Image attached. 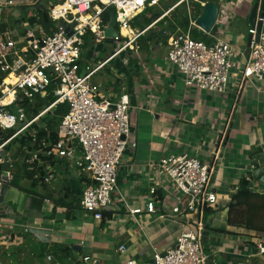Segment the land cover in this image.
I'll return each instance as SVG.
<instances>
[{
  "label": "built area",
  "instance_id": "2783aa9c",
  "mask_svg": "<svg viewBox=\"0 0 264 264\" xmlns=\"http://www.w3.org/2000/svg\"><path fill=\"white\" fill-rule=\"evenodd\" d=\"M189 1L49 0L47 12L56 22L51 33L36 36L29 29L23 36L15 38L0 32V72L4 74L0 82V130H13L0 144V164L4 163V168L0 170V186L9 184L13 178L14 158L11 153L4 152L5 145L27 132L35 140L37 128L34 124H38L39 118L58 103L67 102L68 111L57 129L59 137L56 140L42 139L38 148L26 150L30 153L26 162L45 165L65 158L81 166L89 182L84 184L80 204L96 218L103 217V212L110 208L113 195L118 191V167L130 144L131 99L127 91L113 96L106 95L100 90V85L92 81V77L117 54L127 48H136L142 35L183 2L188 4L189 28L186 31L177 29L175 32L164 29V34L168 35V61L183 75L185 87L228 93L229 79L233 73L231 70L240 72L239 76L236 75L238 79L233 86V103L220 131L212 162L205 163L188 153H169L157 162L159 174L169 178L171 191L163 182L151 184L149 192L153 199L147 204V212L157 211L159 192L166 191V195L175 198V204L169 214H161V217L190 215V218L183 221V229L174 245L163 251L154 248L152 264H209L211 261L213 252L205 246L203 233L205 211L208 207H215L218 202L215 189L210 188L215 166L221 161L222 148L244 87L251 78L264 81L263 0H259L255 25L248 30L249 35H252L250 47L246 53L240 52L244 57L243 62L236 59L238 51L216 29V24L225 22V8L220 4L216 24L210 32H205L196 23L199 15L190 11ZM207 2H201L203 7ZM166 3L171 5L148 25L143 28L135 25L134 20L143 12L152 18L153 11L150 9L155 6L162 8ZM13 4L14 0H0V11ZM110 6L115 7L117 17V35L113 38L105 35L108 22H105L104 14H108ZM62 20L66 21L69 30L60 23ZM259 23L262 24L260 33ZM192 28L207 33L210 42L193 38ZM88 34L93 38V43L111 39L118 45L114 52L99 60L96 66L88 63L84 65L83 51ZM12 74L15 81L7 82L5 78ZM48 95H53L55 100L30 118L25 103L34 101L37 96ZM131 145L136 146V142ZM255 167L256 163L251 162L248 169L251 171ZM53 177L54 173L50 171L42 180L48 182ZM244 177L250 181L252 179L250 173ZM127 207L134 219L143 211L142 208ZM15 227L16 224H9L3 233L0 232V237L9 240ZM22 230L30 232L27 225H23ZM255 239L256 242L251 243L252 251L248 257L264 255V236ZM119 250L126 252L127 246L122 244ZM81 260L85 264H103L90 253L83 255ZM135 263L133 259L128 261V264Z\"/></svg>",
  "mask_w": 264,
  "mask_h": 264
},
{
  "label": "crops",
  "instance_id": "0c3cea01",
  "mask_svg": "<svg viewBox=\"0 0 264 264\" xmlns=\"http://www.w3.org/2000/svg\"><path fill=\"white\" fill-rule=\"evenodd\" d=\"M15 1L18 0L0 11V22L8 24V35L17 38L29 29L36 36L49 33L38 21L39 12L48 9L49 0L47 4L45 0H24L20 5ZM230 3L225 4L230 6L224 7L225 22L219 23L222 27H217V31L236 48V59L243 62L240 52L246 53L249 49L248 30L252 25L249 19L247 24L237 20L238 2ZM32 16L37 19L34 24L29 22ZM27 24L32 28L26 27ZM84 62L88 63L85 58ZM138 70L137 74L127 75V83L121 88L131 99L130 144L118 167V191L113 195L110 208L103 212L102 218L83 209L80 198L87 177L81 166L65 158L45 164V175L50 171L54 173L50 181L41 180L33 185V181L26 178L21 182L23 187L34 189L45 197L41 210L31 207L30 195L10 185L3 204H0L4 207V210L0 209V232L3 233L9 224H16L9 240L0 237V248L7 251V264H85L81 258L88 253L98 257L103 264H128L131 259L136 261L135 264H152L154 248L163 251L174 245L183 229V221L189 220L190 215L161 217V214H169L175 204V198L166 195V191L159 192L157 211L147 212V204L153 199L149 192L151 184L163 182L171 191L169 178L159 174L157 162L169 153H188L205 163L212 162L220 131L233 103L236 75L240 72L232 70L228 93H218L186 88L183 75L168 61L167 50L162 55L153 54ZM122 91L114 90L106 95L113 96ZM133 142L136 146L131 145ZM251 162H255L256 167L250 171ZM215 167L214 183L211 181L210 188L215 189L219 202L227 200L225 210H222V217L227 222L231 194L246 173L252 177V187L264 191V81L251 78L244 87L222 148L221 161ZM73 191L79 201L70 204ZM127 205L143 211L134 219ZM23 225L46 229V238L38 237L33 230L25 232ZM211 225L215 227L212 221ZM236 230L243 232L241 228ZM207 231V241L213 243L207 246L213 252L209 264L264 262L259 257H248L252 251L249 236L239 234L232 248V244L226 245L223 239L216 242V236L210 235V229ZM36 242L49 246L66 244L71 248V258L62 261L49 252L38 258ZM122 244L127 246L126 252L119 250ZM237 247L239 249L235 251Z\"/></svg>",
  "mask_w": 264,
  "mask_h": 264
},
{
  "label": "trees",
  "instance_id": "16d2710c",
  "mask_svg": "<svg viewBox=\"0 0 264 264\" xmlns=\"http://www.w3.org/2000/svg\"><path fill=\"white\" fill-rule=\"evenodd\" d=\"M175 1V0H174ZM202 1L206 0H190L189 8L190 11L196 16L201 13L203 10ZM208 1H219V0H208ZM171 4L166 3L162 8H158L153 11L152 18H149L143 12L140 16H138L134 23L140 27H145L150 23V21L154 18L159 17L164 9H167ZM183 8L182 14H175L178 12L180 8ZM173 14V17L171 15ZM169 15H165L162 19L158 21V24L163 25L162 28L167 29L171 32L177 31V29L181 31H186L189 28V10L187 2H183L178 7L175 8ZM40 19L39 22L43 24L45 29L51 33L56 26V22L53 21L49 14L46 11L41 10L39 12ZM143 18V21H140V18ZM36 17H29V22L34 24L36 22ZM105 22L109 21V15L107 13L104 14ZM165 24V25H164ZM8 31V24L5 22H0V32ZM163 34L164 42L167 43L168 35ZM191 34L193 38L204 40L206 42H210V38L207 33L203 32L199 28H192ZM146 35V34H145ZM142 35L140 37V41H144L146 36ZM109 40V39H108ZM111 40V39H110ZM93 38L90 35H86V42L84 47L90 46L93 43ZM139 42V41H138ZM105 59V58H104ZM110 63V62H109ZM86 65V62L84 63ZM4 74L0 72V82L3 78ZM7 76L6 78H8ZM5 78V79H6ZM55 100L53 95H48L46 97L37 96L34 101L26 102V112L28 116L31 118L34 115L38 114L42 109L50 105ZM68 103H58L56 106L52 107L49 111H47L44 115L39 118L38 124L35 123V127L37 128V133L35 140L28 134L18 136L7 143L4 147V152L11 153L14 158L13 163V178L10 180L9 185L20 189L21 191L26 192L27 195L31 196V207L36 208L37 210H41L42 202L44 200V196L39 195L34 189L25 188L21 185V181L23 179H31L33 181V185H36L43 179L46 171L44 169V164L38 165L37 162L28 163L26 162V158L30 156L29 152L26 150H31L39 147V143L42 139L56 140L59 137L57 132L58 125L61 122L63 116L68 111ZM13 130H0V144L7 139ZM19 144V145H18ZM14 151V153H12ZM21 159V160H20ZM4 168V163L0 164V170ZM85 182H89L88 179ZM76 201H79V198L74 195V191L71 193V203L73 204ZM228 215L227 222L230 226H234L236 228L243 229V233L246 236H249V242L255 243L256 237L264 236V191L256 190L252 186H250V180L247 177H242L240 182L238 183L237 189L233 191L231 194V199L227 205ZM215 210V207H208L204 214V224L205 230L209 229H217L212 227L211 220L209 219L210 215ZM222 230V229H220ZM231 232L230 230H228ZM238 233V232H236ZM14 234V232H13ZM32 241V240H30ZM207 247V246H206ZM35 253L38 258H42L45 253L49 252L56 255L59 260H65L67 258H71V248L66 244H58L53 243L50 246L47 244H38L35 243ZM2 253L7 256V251L3 248H0ZM12 255V254H11ZM5 260V259H4ZM213 263V262H212ZM7 264V263H6ZM255 264H260L256 262Z\"/></svg>",
  "mask_w": 264,
  "mask_h": 264
},
{
  "label": "rangeland",
  "instance_id": "374dc122",
  "mask_svg": "<svg viewBox=\"0 0 264 264\" xmlns=\"http://www.w3.org/2000/svg\"><path fill=\"white\" fill-rule=\"evenodd\" d=\"M23 1L24 0H18L15 1V3L20 5L22 4ZM231 1L234 3L238 2L236 3V6L238 5L236 9L237 11L236 16L239 15L237 17V20L240 19L242 24L244 22L245 24H247L249 15L256 0H219L217 2L220 3L222 7L227 8L228 6H230L231 3L228 6H225L226 2H231ZM45 3L47 4V0H45ZM158 8H159L158 6L152 7L150 11H154ZM182 13H183V8L181 7L178 10V12H176L175 14H182ZM171 15L173 17L172 13ZM232 22L233 19L231 20L230 24ZM219 26L222 27L219 23L216 24V29ZM26 27L32 28L30 24H27ZM163 27H164L163 25L157 24L156 26L151 28L148 32H146L145 35L146 39L144 41L139 40L136 48L135 47L134 49L127 48L125 51H122L120 54H117L112 60H110V63L105 65L99 72H97L92 77V81L99 84L100 90L105 94H109L110 91H114V90L119 92L122 91L121 88L127 83L126 82L127 80L125 81V79L128 74H131L132 72L137 74L138 73L137 71H139L138 67H140V65H142L143 62L147 63V61L153 56V54H158V55L164 54L166 50L165 44L167 46V43L164 42L163 34H161L164 32V30L162 29ZM117 47H118L117 43L110 39L109 40L106 39L105 41L100 43L95 42L93 45L84 47V51H85L84 58L86 59L88 64L92 66H96L99 63L98 60H102L106 58L108 55L114 52L117 49ZM232 70H236V69H232ZM120 80L122 82L121 84H120ZM24 180L25 179H23L21 182H23ZM212 183H214V181H212ZM226 204H227V200L225 201L221 200L220 202L218 201L217 205L215 206L216 211L214 212V216L211 217V221L212 224L215 226V228H218V230L210 229L211 232L210 235L213 237L216 236V242L219 241V238L223 239V243H226V245L229 246L232 244L231 246L233 248L235 247L233 246L235 245L233 243L234 240H236V237H238L239 234H243V233H241V231L236 230L235 227L228 225L227 222L225 221V218L223 219L222 210L223 211L225 210L224 207L226 206ZM228 230H230L231 232H229ZM211 244H213L211 240L205 242V246H211ZM238 249H239L238 247L234 248L235 251ZM258 257L261 258L263 261L264 255H259ZM0 261H1L0 264L7 263L6 256L2 253L1 250H0ZM217 261L218 259H216V262Z\"/></svg>",
  "mask_w": 264,
  "mask_h": 264
},
{
  "label": "water",
  "instance_id": "95a60500",
  "mask_svg": "<svg viewBox=\"0 0 264 264\" xmlns=\"http://www.w3.org/2000/svg\"><path fill=\"white\" fill-rule=\"evenodd\" d=\"M259 0H256V2L253 5V8L251 10V13L249 15V21L250 24L252 26L255 25L256 22V17H257V13H258V8H259ZM220 3L216 2V1H208L206 3V5L204 6L203 10L201 11V13L199 14V16L196 19V23L203 29L205 30V32H210L212 30V28L214 27V25L216 24L217 21V17L219 14V10H220ZM108 15H109V21H108V26L105 30V35L108 38H113L114 36L117 35V17H116V10L114 6H110L108 8ZM262 14H264V0L262 1ZM140 21H143V18H140ZM60 23L64 26H66V21L62 20L60 21ZM261 27L262 24L259 23L258 25V33H260L261 31ZM69 26H66V30H69ZM259 40V35H257L256 37V41ZM252 41V35L250 34L248 37V47H250ZM8 187L9 184L5 183L4 185H2L1 188V194H0V204H3L4 202V197L7 195L8 192ZM0 209L4 210V207H0ZM30 230H33L34 232H36V235L40 238H46L45 236V230L43 228H38V227H33ZM203 241L206 242L207 241V235H208V231L204 230L203 233ZM48 239V237H47ZM75 247V246H74Z\"/></svg>",
  "mask_w": 264,
  "mask_h": 264
},
{
  "label": "bare ground",
  "instance_id": "6f19581e",
  "mask_svg": "<svg viewBox=\"0 0 264 264\" xmlns=\"http://www.w3.org/2000/svg\"><path fill=\"white\" fill-rule=\"evenodd\" d=\"M5 80H6L7 82H13V81H15L14 75H13V74H12V75H9V77L6 78Z\"/></svg>",
  "mask_w": 264,
  "mask_h": 264
}]
</instances>
